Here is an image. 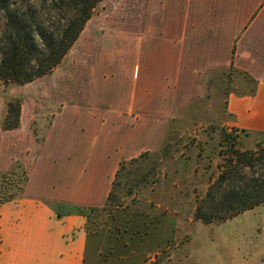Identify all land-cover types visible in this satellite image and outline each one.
Here are the masks:
<instances>
[{
  "label": "crops",
  "instance_id": "0c3cea01",
  "mask_svg": "<svg viewBox=\"0 0 264 264\" xmlns=\"http://www.w3.org/2000/svg\"><path fill=\"white\" fill-rule=\"evenodd\" d=\"M125 1L127 10L93 16L81 35L103 30L96 41L103 49L96 47L105 59L98 67L123 71L136 61L132 78L120 72L110 84L80 76L86 99L67 103L43 140L27 133L32 157L24 161V190L0 203V264H95L88 262L92 253L97 257V235L87 232V217L75 209L106 204L121 162L159 150L170 117L199 96L214 69L233 65L256 81L254 93L228 96L227 123L264 133V0ZM153 73H159L156 82ZM63 114L71 120L57 123Z\"/></svg>",
  "mask_w": 264,
  "mask_h": 264
},
{
  "label": "rangeland",
  "instance_id": "374dc122",
  "mask_svg": "<svg viewBox=\"0 0 264 264\" xmlns=\"http://www.w3.org/2000/svg\"><path fill=\"white\" fill-rule=\"evenodd\" d=\"M127 2L104 0L94 17L123 12ZM121 31L126 33L127 29ZM103 32L97 27L85 31L51 74L24 85H0V202L18 194L22 186L16 177L22 168L14 170L16 163L28 175L24 161L32 157L27 151L32 138L27 133L32 131L35 141L43 140L67 103L86 99L84 75L99 76L102 82L108 79L110 84L112 77L122 72L127 81L132 78L136 61L123 71L118 66L98 67V61L105 59L104 52L98 56L96 47L99 44L103 49L105 43H96ZM121 35V43L126 45L127 35ZM120 51L124 57L126 52ZM139 70H143L142 64L137 63V73ZM152 76L154 82L159 80V73ZM256 86L249 74L234 66L214 69L205 76L199 96L179 116L170 117L161 148L142 153L145 156L136 157V162L127 161L114 190L115 201L107 210L92 213L90 226L91 234L97 235V257L92 253L88 263L264 264V205L224 222L204 223L194 218V207L204 197L210 177L218 174L221 134L232 131L242 149H256L264 142V133L239 130L227 123L228 96L254 93ZM12 99L20 100L21 124L4 130L2 122ZM70 120V114H63L57 123ZM11 170L14 174L6 178ZM162 218L166 220L155 226ZM173 224L178 226L176 235L166 241L174 232Z\"/></svg>",
  "mask_w": 264,
  "mask_h": 264
},
{
  "label": "trees",
  "instance_id": "16d2710c",
  "mask_svg": "<svg viewBox=\"0 0 264 264\" xmlns=\"http://www.w3.org/2000/svg\"><path fill=\"white\" fill-rule=\"evenodd\" d=\"M103 1L0 0V85H24L51 74L63 63ZM20 124L21 103L19 99H12L2 128L13 130ZM238 144L237 135L232 131L221 134L222 161L217 164L218 174L210 177L207 191L195 208V219L204 223L224 222L264 204V142L256 149H242ZM126 164L127 161L121 162L104 206L75 209L87 217L88 233H93L92 213L107 210L115 201L114 190ZM20 168L22 171L16 176L22 182L18 194L9 195L0 203L21 196L28 177L19 163L13 167ZM13 174L11 170L5 176L9 178Z\"/></svg>",
  "mask_w": 264,
  "mask_h": 264
}]
</instances>
